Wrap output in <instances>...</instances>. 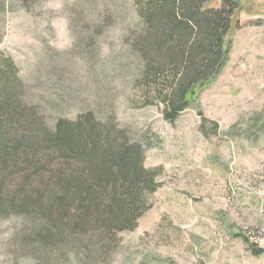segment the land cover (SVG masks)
Masks as SVG:
<instances>
[{"label": "rangeland", "instance_id": "374dc122", "mask_svg": "<svg viewBox=\"0 0 264 264\" xmlns=\"http://www.w3.org/2000/svg\"><path fill=\"white\" fill-rule=\"evenodd\" d=\"M45 2L0 0V61L11 59L20 81L11 92L50 130L86 113L115 122L144 145L160 188L110 257L89 235L85 255L24 245L43 225L14 216L0 219V264H264V0H239L224 66L174 123L136 88L126 45L139 30L134 0H65L74 42L62 51L48 42ZM9 171L7 196L19 184Z\"/></svg>", "mask_w": 264, "mask_h": 264}, {"label": "trees", "instance_id": "16d2710c", "mask_svg": "<svg viewBox=\"0 0 264 264\" xmlns=\"http://www.w3.org/2000/svg\"><path fill=\"white\" fill-rule=\"evenodd\" d=\"M213 1L134 0L139 30L130 33L126 45L140 72L136 88L144 91V106H163L170 123L227 60L225 39L240 2L221 0L217 6ZM19 83L14 63L3 58L0 176L10 170L19 184L7 196L1 178L0 219L31 217L43 225L22 240L24 245L68 247L85 255L89 247L83 239L89 235L110 257L119 235L138 227L160 188L158 172L145 167L144 145L133 144L115 122H98L93 113L76 120L59 117L50 130L11 92Z\"/></svg>", "mask_w": 264, "mask_h": 264}, {"label": "clouds", "instance_id": "9594fccd", "mask_svg": "<svg viewBox=\"0 0 264 264\" xmlns=\"http://www.w3.org/2000/svg\"><path fill=\"white\" fill-rule=\"evenodd\" d=\"M64 8L65 0H46L44 4V11L52 17L50 21H46V24L51 28V35L55 36L54 41L49 39L48 42L57 51L71 48L74 42L70 20L68 14L63 11ZM24 264H35V261L26 259Z\"/></svg>", "mask_w": 264, "mask_h": 264}]
</instances>
